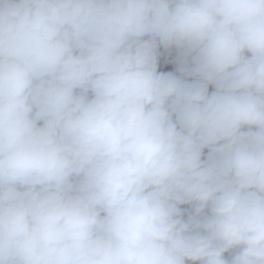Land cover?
Segmentation results:
<instances>
[{"label":"clouds","instance_id":"1","mask_svg":"<svg viewBox=\"0 0 264 264\" xmlns=\"http://www.w3.org/2000/svg\"><path fill=\"white\" fill-rule=\"evenodd\" d=\"M0 264H264V0H0Z\"/></svg>","mask_w":264,"mask_h":264},{"label":"rangeland","instance_id":"2","mask_svg":"<svg viewBox=\"0 0 264 264\" xmlns=\"http://www.w3.org/2000/svg\"><path fill=\"white\" fill-rule=\"evenodd\" d=\"M161 51L163 52L164 50L161 48ZM163 58H165L164 60L172 61L171 63H174V64H168L169 62L168 63L167 62H160L158 70L159 71H163V72L171 71V72H173L176 75H180V73L178 71V69H179L178 62L175 59H172V56H171L169 51H168L167 55L165 57H163ZM188 79L190 80L191 78H188ZM225 257L229 258V254L226 253Z\"/></svg>","mask_w":264,"mask_h":264},{"label":"trees","instance_id":"3","mask_svg":"<svg viewBox=\"0 0 264 264\" xmlns=\"http://www.w3.org/2000/svg\"><path fill=\"white\" fill-rule=\"evenodd\" d=\"M169 52L172 56V59H175L178 62V57H179L178 51L175 48H173V49H170ZM164 59L165 58H162L161 60H164ZM178 66H179V63H178ZM212 90H214V89L210 86L209 91L211 92ZM206 152H207V150H205V153ZM189 207L190 206H188V205H182L181 206L182 210H187V209H189Z\"/></svg>","mask_w":264,"mask_h":264},{"label":"crops","instance_id":"4","mask_svg":"<svg viewBox=\"0 0 264 264\" xmlns=\"http://www.w3.org/2000/svg\"><path fill=\"white\" fill-rule=\"evenodd\" d=\"M160 62H169L168 64H174V63H171L172 61H169V60H161ZM187 218V215L185 216V219Z\"/></svg>","mask_w":264,"mask_h":264}]
</instances>
